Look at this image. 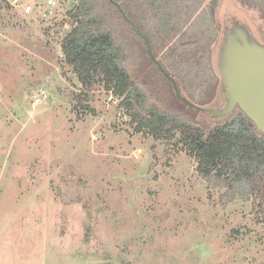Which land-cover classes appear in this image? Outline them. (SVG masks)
Wrapping results in <instances>:
<instances>
[{
    "label": "rangeland",
    "instance_id": "rangeland-1",
    "mask_svg": "<svg viewBox=\"0 0 264 264\" xmlns=\"http://www.w3.org/2000/svg\"><path fill=\"white\" fill-rule=\"evenodd\" d=\"M255 8L264 35V10ZM41 17L20 14L0 28V264H264V223L251 200L209 191L191 157L134 133L101 89L95 113L79 115L78 82L63 68L64 31L45 33L51 22ZM217 18L221 33L231 22ZM218 38L208 60L211 107L220 98ZM153 49L161 62L167 48ZM200 58L182 73L183 95L205 81Z\"/></svg>",
    "mask_w": 264,
    "mask_h": 264
},
{
    "label": "trees",
    "instance_id": "trees-1",
    "mask_svg": "<svg viewBox=\"0 0 264 264\" xmlns=\"http://www.w3.org/2000/svg\"><path fill=\"white\" fill-rule=\"evenodd\" d=\"M190 6L188 11L176 0H76L61 13L40 21L51 22L44 27L47 34L54 27L64 31L59 41L63 68L69 67L78 82L73 97L80 116L95 113L91 104L98 89L112 95L134 133L152 137L172 152L186 153L195 161L209 191L224 190L221 196L227 195L228 202L251 200L264 223V133L240 107L222 121L198 120V110L176 94L167 75H173L179 87L185 79L182 73L200 65L195 60L198 44L202 43L203 51L215 39L208 30H203L197 41L183 44L175 39L182 31L185 37L196 33L184 28L196 24L186 23L183 17L186 12L196 14L197 7ZM20 14L7 0H0L2 30ZM127 17L149 39L152 54L153 47L162 52L167 48L161 61L164 71L152 59L145 37ZM162 36L174 43L166 47L165 41L156 39ZM205 59L201 63L205 81L190 83L194 90L186 86L187 96L199 105L210 103L216 89L209 81L208 55Z\"/></svg>",
    "mask_w": 264,
    "mask_h": 264
},
{
    "label": "water",
    "instance_id": "water-1",
    "mask_svg": "<svg viewBox=\"0 0 264 264\" xmlns=\"http://www.w3.org/2000/svg\"><path fill=\"white\" fill-rule=\"evenodd\" d=\"M227 15L233 16L228 18L231 24L225 25L218 38V41L221 40L218 47L221 81L217 91H220L219 100L222 99V102L218 100L217 107L199 105L183 95L175 78L169 77L176 94L194 109L211 114L212 119L220 121L230 117L240 107L255 123L256 129L264 133V42L260 41L252 18L246 19L238 16V13ZM129 21L145 37L152 59L162 68L160 61L152 54L149 39L135 27L132 20Z\"/></svg>",
    "mask_w": 264,
    "mask_h": 264
},
{
    "label": "flooded vegetation",
    "instance_id": "flooded-vegetation-1",
    "mask_svg": "<svg viewBox=\"0 0 264 264\" xmlns=\"http://www.w3.org/2000/svg\"><path fill=\"white\" fill-rule=\"evenodd\" d=\"M206 2L205 8L202 9L201 6L203 5V3ZM177 4H180L182 7L186 8V10L189 11V8L191 7L190 4L193 3L195 7H197L196 9V14L193 16H196L195 22L196 24L193 25L192 27L187 26L189 28V31H196V33L194 34H186L187 37H185L184 32H179V34L176 36V40H183L182 43L185 44L186 42L189 41H197L198 39L202 38L203 36H201L200 34H202L203 30H208V33L210 34H214L215 39L216 40L217 35H219L220 33V25L218 24V21L216 23V16L219 19L224 18L226 21H228V18L233 17V16H228L227 13H232L234 15H236L238 13V16H242L245 17L246 19H255L254 18V14H252L251 12H255V7L260 6V8H262V10H264V0H211V1H207V0H176ZM242 4H247L246 6L242 5ZM250 4V5H249ZM254 5V6H253ZM256 5V6H255ZM247 9H246V8ZM199 8H201V11H198ZM238 10V12H237ZM187 18L188 22L190 21L189 19L191 18V15H189V12H186V15L184 16V19ZM201 18V25L202 22H206L207 23V28H204L203 30H198V21ZM217 18V19H218ZM127 20H131L130 18L127 17ZM186 20V21H187ZM130 22V21H129ZM187 22V23H188ZM197 28V29H196ZM258 37L261 36L262 39H264V35L262 32L259 31L258 29V25L255 28ZM260 35V36H259ZM213 41V42H214ZM212 42V43H213ZM212 43L210 44V46L206 49H204L202 51V43L198 44V55L199 57H204L203 59L200 60V63H203L206 59V56L208 55V59L207 60H211V46ZM155 56V54H153ZM161 66L162 63L160 62ZM158 65V64H157ZM159 66V65H158ZM160 67V66H159ZM163 68V66H162ZM161 70L164 71V68ZM167 75H171L170 73H167ZM172 76V75H171ZM215 88L216 85L214 84ZM178 87V85H177ZM180 87V88H179ZM178 87L179 91L183 93V86L180 84ZM175 89V88H174ZM209 104V103H208Z\"/></svg>",
    "mask_w": 264,
    "mask_h": 264
},
{
    "label": "built area",
    "instance_id": "built-area-1",
    "mask_svg": "<svg viewBox=\"0 0 264 264\" xmlns=\"http://www.w3.org/2000/svg\"><path fill=\"white\" fill-rule=\"evenodd\" d=\"M14 9L28 17H46L58 13L59 9H64L73 5L76 0H7ZM46 95H37L33 98V106H38Z\"/></svg>",
    "mask_w": 264,
    "mask_h": 264
}]
</instances>
